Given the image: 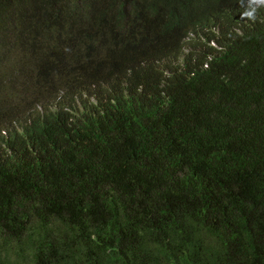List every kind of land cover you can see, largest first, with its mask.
<instances>
[{
  "label": "trees",
  "instance_id": "16d2710c",
  "mask_svg": "<svg viewBox=\"0 0 264 264\" xmlns=\"http://www.w3.org/2000/svg\"><path fill=\"white\" fill-rule=\"evenodd\" d=\"M0 264H264V0H0Z\"/></svg>",
  "mask_w": 264,
  "mask_h": 264
},
{
  "label": "clouds",
  "instance_id": "9594fccd",
  "mask_svg": "<svg viewBox=\"0 0 264 264\" xmlns=\"http://www.w3.org/2000/svg\"><path fill=\"white\" fill-rule=\"evenodd\" d=\"M193 45H195V42L192 39H189L188 42H187V50H188V47L193 46ZM205 45L206 44H202L201 48L206 47ZM70 96L71 97H76V98L81 97L82 100L85 101V102H90V100H91L89 93H87L86 91L85 92L72 91ZM61 97H63V95H61ZM17 107H18L17 105L14 106L12 108V110L8 113L6 127H9V126H12V127L17 126V124H16V122H17V113H16Z\"/></svg>",
  "mask_w": 264,
  "mask_h": 264
}]
</instances>
